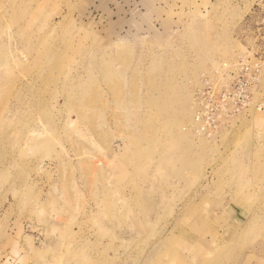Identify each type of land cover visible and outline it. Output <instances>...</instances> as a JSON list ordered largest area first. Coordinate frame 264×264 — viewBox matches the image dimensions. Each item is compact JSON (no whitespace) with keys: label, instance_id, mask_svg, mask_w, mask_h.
<instances>
[{"label":"rangeland","instance_id":"374dc122","mask_svg":"<svg viewBox=\"0 0 264 264\" xmlns=\"http://www.w3.org/2000/svg\"><path fill=\"white\" fill-rule=\"evenodd\" d=\"M0 264H264V0H0Z\"/></svg>","mask_w":264,"mask_h":264},{"label":"built area","instance_id":"2783aa9c","mask_svg":"<svg viewBox=\"0 0 264 264\" xmlns=\"http://www.w3.org/2000/svg\"><path fill=\"white\" fill-rule=\"evenodd\" d=\"M201 119H202V116H201V112H200V113H198L197 121H201ZM200 127H201V126H200ZM203 130H206V127L202 126V131H203Z\"/></svg>","mask_w":264,"mask_h":264},{"label":"bare ground","instance_id":"6f19581e","mask_svg":"<svg viewBox=\"0 0 264 264\" xmlns=\"http://www.w3.org/2000/svg\"><path fill=\"white\" fill-rule=\"evenodd\" d=\"M167 93V92H166ZM196 122H197V120H196ZM198 123V122H197ZM199 131L202 133L203 131H202V127H200L199 126Z\"/></svg>","mask_w":264,"mask_h":264}]
</instances>
